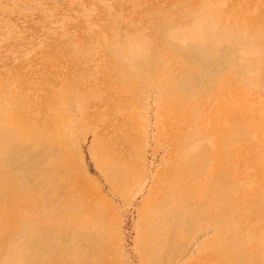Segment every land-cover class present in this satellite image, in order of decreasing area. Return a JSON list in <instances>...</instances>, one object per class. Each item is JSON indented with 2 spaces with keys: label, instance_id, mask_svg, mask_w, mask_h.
Instances as JSON below:
<instances>
[{
  "label": "rangeland",
  "instance_id": "374dc122",
  "mask_svg": "<svg viewBox=\"0 0 264 264\" xmlns=\"http://www.w3.org/2000/svg\"><path fill=\"white\" fill-rule=\"evenodd\" d=\"M202 1L203 6L187 19V24L172 25L189 30L177 43L169 37L171 28L159 32L146 16L173 20L178 11L197 5L198 0H0V98L3 104L9 98L15 101L13 116L22 124L42 129L56 127L65 135L74 183L87 192L88 200L95 201L102 213L105 233L99 264H148L138 245L140 212L154 174L167 165V146L161 143L157 131L163 119L160 111L165 89L154 79L157 73L148 75L140 88L127 86L117 59L125 54L124 50L118 45L116 57L110 45L114 28L126 35L136 31L142 34L135 56H150L152 50L146 54L141 50L145 43L151 44L155 56L168 69L164 73V77H171L168 87H176L181 93L194 91L197 96L224 76L226 96L234 107L264 125V41L247 33L264 21V0ZM237 11L246 17L245 22L238 20ZM184 48L187 58L179 53ZM238 62H243L241 67ZM72 89L86 93V100L72 99ZM124 130L132 136L126 139ZM95 141L106 143L118 155L131 156L138 174L126 193L112 190L96 167L92 148ZM213 144L198 136L191 150L213 151ZM242 169L246 174L255 171L247 163ZM223 175L219 181L223 184L244 179L235 173ZM220 213V221L229 217L226 210ZM263 224L264 220L259 222L253 241L264 255ZM213 234L212 227L197 229L184 241L166 248L157 264H191ZM19 235L1 253L0 264L24 262L26 237Z\"/></svg>",
  "mask_w": 264,
  "mask_h": 264
},
{
  "label": "bare ground",
  "instance_id": "6f19581e",
  "mask_svg": "<svg viewBox=\"0 0 264 264\" xmlns=\"http://www.w3.org/2000/svg\"><path fill=\"white\" fill-rule=\"evenodd\" d=\"M202 6L203 1L198 0L197 5L178 11L173 20L148 15L146 21L163 33L173 24H187V19ZM236 15L245 22L243 14L237 11ZM254 26L257 29L247 33L257 41H264V21ZM177 27L168 32L170 39L178 43L189 30ZM141 39L143 36L137 31L126 35L116 28L110 36L115 56L118 45L124 50L125 54L117 57L118 70L129 88L142 87L148 75L157 73L154 79L165 89L160 111L163 119L157 131L161 143L167 146V165L154 174L149 194L142 203L138 245L143 258L148 264H157L171 244L184 241L197 229L212 227L214 234L206 241L203 239V252L191 264H264V255L253 241L259 222L264 220V125L234 107L226 96L224 76L197 96L194 91L181 93L176 87H168L171 77H164L168 69L155 56L151 44L145 43L141 50L142 53L152 50L150 56L149 53L142 58L135 56ZM179 53L187 58L185 48ZM86 97V93L72 89V99L82 102ZM13 103L9 98L3 104L0 98V255L15 236L24 234L28 251L22 264H99L105 233L102 213L95 201L88 200L87 192L74 183L65 135L56 127L42 129L22 124L13 116ZM124 136L128 139L132 135L124 130ZM198 136L213 142L215 149L191 150ZM92 148L95 165L111 189L126 193L138 174L129 153L118 155L99 141ZM245 163L255 171L243 173ZM224 173L239 174L244 179L223 184L219 181ZM222 210L229 217L220 221Z\"/></svg>",
  "mask_w": 264,
  "mask_h": 264
}]
</instances>
